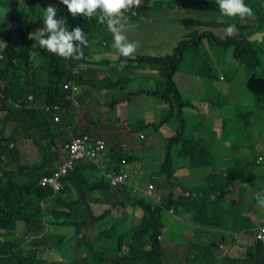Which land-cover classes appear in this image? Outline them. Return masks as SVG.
Returning a JSON list of instances; mask_svg holds the SVG:
<instances>
[{
    "label": "trees",
    "instance_id": "trees-1",
    "mask_svg": "<svg viewBox=\"0 0 264 264\" xmlns=\"http://www.w3.org/2000/svg\"><path fill=\"white\" fill-rule=\"evenodd\" d=\"M48 1L57 7L58 17L66 18V28L71 30L79 25L87 33L89 42L82 48V59H64L41 50L40 60L33 61L35 51L31 49L28 34L42 26ZM151 1L142 0L138 7L124 14L123 30L127 25H134L133 11L156 15V7L168 5L156 1L151 4ZM177 1L199 15L194 20L183 14L175 15V22L190 26V30L186 34L188 39L175 45L172 54L164 57L137 54L134 59L118 60L107 68H90L83 64L91 63L93 49L102 43L103 37L107 38L105 42L113 43L106 25L95 18L89 21L83 16L73 17L60 0H0L2 11L8 6L17 10L9 17H0V135L3 134L0 166L8 164L18 168L0 172V229L3 228L0 264H67L45 262L40 255L45 248L66 250L71 264H166L164 259L169 258L164 243L168 242L164 239L166 234L171 235L169 241L178 250L195 245L185 258H180L184 264H264V233L262 239L256 237L264 228V205L256 198L254 202L250 196L247 204L253 203L254 208L237 207L238 202L244 201L249 183L257 181L258 193L264 194V2L245 0L253 16L242 20L222 15L215 0ZM28 16L29 25L25 22ZM229 24L237 26L235 37L225 31ZM187 50L192 51L195 63L191 71L184 70L190 75L185 81L200 88V102L186 99L180 87L185 85L184 80L181 83L175 80L185 64ZM102 63L107 64L108 60ZM70 80L87 86L76 96L83 106L79 113L61 106L68 90L64 85ZM104 87L119 88L124 93L113 105L136 95L159 97L164 101V119L156 125L142 127L148 136H156L174 118L181 122L159 142L166 152L164 160L159 162L161 154L149 157L155 162L147 158L151 161L150 180L155 191L161 194L160 204L134 192L131 186L120 185L116 188L123 191L118 192L122 194L119 202L96 214L94 205L104 203L100 191L114 188L91 162L74 165L61 179L62 189L57 193L53 188L39 185L43 176L62 169L69 162L70 156L63 150L65 145L86 133H103L111 141L106 154H102L108 163L104 170L112 167L118 170L122 166L129 171L128 162L135 158L123 151L127 138L134 132L123 131L111 123L109 114L113 108L95 101L92 89ZM45 104L62 107L61 121L53 119V113L49 117L39 115ZM98 105L101 114L91 119L88 109ZM231 105L234 115L223 116ZM195 107L199 110L192 112L190 109ZM8 123H12L11 131L4 133ZM38 130L50 141L48 144L35 142L39 158L30 161L23 139ZM203 130L208 134L203 135ZM249 168L258 170L250 173ZM179 175L195 176L196 184L179 182ZM83 188L88 190L84 192ZM215 190L235 195L236 199L218 200L213 195ZM138 208L143 210L141 222L132 224L127 221L128 215ZM166 211L169 214L163 217ZM113 214H116L115 220L94 233L97 223ZM46 220L53 230L72 229L73 235L69 238L66 234L50 235ZM19 221L26 223L24 230L17 228ZM173 225L180 232L189 230L194 242L172 238L177 233H172ZM224 226L241 235L242 253L237 254L236 242L233 254H224L220 248L221 254L212 253L205 238L211 240L214 229ZM129 235L131 242L127 241Z\"/></svg>",
    "mask_w": 264,
    "mask_h": 264
},
{
    "label": "rangeland",
    "instance_id": "rangeland-1",
    "mask_svg": "<svg viewBox=\"0 0 264 264\" xmlns=\"http://www.w3.org/2000/svg\"><path fill=\"white\" fill-rule=\"evenodd\" d=\"M165 2L168 3L167 6L160 5L156 7V15H153L151 12L145 13V11L139 12L140 14H137L138 11L135 10L133 11L134 14V25H127L126 29V35L128 36L130 41H138L140 44V47L136 50V52L133 54L131 57H124L123 59L129 60V59H134L137 54H148V55H153V56H167L170 55L174 52V46L179 44L183 39H188L186 37V34L190 30V26L186 24H177L175 22V15L177 13L183 14L187 18L194 20L198 15L194 14L191 12L189 9L183 6L181 1L177 0H152L151 4L153 2ZM142 2V0H140ZM264 2V0H263ZM51 3L48 1V4ZM20 4V3H19ZM222 19L220 18L219 21ZM129 20H125V23L128 24ZM183 28V29H182ZM184 30V31H183ZM107 38L103 37L102 43L95 46L93 49L94 52V57L91 59L90 64H83L84 67H90V68H107L108 66H111L112 63H117L116 60L120 59L121 55L117 52L116 49L112 47L109 43L105 42ZM111 41L112 39H108ZM152 41V42H151ZM40 52L41 50H35L33 61L37 63V61L40 60ZM108 60V63L103 64L102 60ZM122 59V60H123ZM194 59L192 57V51L187 50L186 51V61L183 66H181V70L176 74L175 80L177 83H181L182 80H184L185 85H180L182 91H183V96L186 99H191L194 102H200L199 96L201 93V90L197 86H190L188 85V82L185 81L186 77H189L190 75L185 73L184 70L191 71L194 66ZM112 68V67H110ZM107 71V70H105ZM151 79V77L149 76ZM198 82L196 81L194 84H197ZM147 86V85H146ZM149 87V86H147ZM73 97H76L74 95V91L69 89L65 90V102L61 103L63 107H66L68 111L70 112H75L76 111V104L73 101ZM138 97H143L145 100L143 101V107H133V111H123V112H128L127 118L129 121H132L131 115L133 114L134 120L139 124L138 128L136 130H139L140 133L136 136L131 137V139L127 142V146L125 147L126 150H124V154L126 156H133L135 159L134 161H129L128 163L130 164L129 171L126 168H121V172H126L128 171V175L130 176V179L133 183H136V185L133 186V189L138 190V194L141 196H144V189L148 188L150 184L153 185L152 189V195L149 196L152 200L155 202L160 201L161 199V194L157 193L155 191V185L151 183L149 180L151 178V161L147 158L154 156L157 157L159 153H161L160 156V161L162 162L165 158V151L162 149V145L159 144L160 140H162V137L166 134H172L177 126L181 123L180 120L177 118H174L171 120L168 124L164 125L163 131L158 132L156 136H148L144 133V129L142 127L147 124H155L160 123L165 115H166V110H165V104L163 100H160L159 97H149V96H141L138 95ZM73 103V104H71ZM60 105L56 104H45L43 107V110L40 112L39 115L43 114L46 117H49L52 113L54 112H59L60 109L62 108ZM226 108V107H225ZM233 105H231L230 110L228 109L226 112L222 113L223 116H232L234 115V112L232 111ZM91 110V109H90ZM89 110V113H90ZM192 112H196L199 110V108H191ZM5 116V112L3 114ZM12 128V123H8L4 126V133H9ZM27 130L25 129V132ZM24 132V131H23ZM142 134L144 137H142ZM203 135H207L208 131L203 130L202 132ZM0 136H3L1 134ZM26 136V135H25ZM28 136V135H27ZM105 142L109 145L110 140H108L107 135H101ZM42 141H45L46 144L49 143V139L45 137V135L38 130L36 134H33L29 138H24L23 142L26 145V149L28 152V160L33 161L34 158L36 160L39 158V152L38 149L36 148L37 143H41ZM253 141H257L256 139H253ZM153 148L152 151H149V148ZM48 148V147H47ZM157 150V151H156ZM64 153L67 154V150L64 149ZM151 159V158H149ZM153 160V159H151ZM154 161V160H153ZM155 162V161H154ZM152 162V163H154ZM123 163V162H122ZM85 164V163H82ZM106 164L107 161H106ZM127 164V163H124ZM107 166V165H106ZM0 172L6 171V170H16L18 169L17 167L10 166L8 164H1L0 166ZM258 169H253L249 168V171H255ZM195 176L193 175H179L178 176V181H184V182H190L191 184H196L195 183ZM91 182V180H89ZM62 189V188H61ZM59 190H54L56 193L59 192ZM259 183L257 181L252 182L247 184L246 187V194L248 196H252L253 201L255 199L256 193L259 192ZM178 190V189H177ZM117 191V190H115ZM103 193L102 191H100ZM98 191L97 194H100ZM118 192H123V191H117V192H112L109 191L108 193L110 194V197L105 201L103 204H99L97 206L98 214H101L106 210L108 205L110 204H115L118 203L120 200V196L122 194ZM94 194V193H93ZM95 195V194H94ZM125 195V192H124ZM214 197L219 199H223L226 197V195L221 191V190H215L213 193ZM178 197V195L176 196ZM233 198H236V196L233 195ZM255 202V201H254ZM243 206L244 208H248V205L245 201L238 202L237 207ZM250 208H254V204L250 203L249 204ZM174 209H170L172 212ZM134 212V211H133ZM143 214V210L141 208H138L135 213H130L128 215V220L132 224H139L141 222V217ZM169 214L166 211V214H163V217H166V215ZM116 218V214H113L109 217L106 218L105 221L98 222L96 225V231L94 232L93 229H91V232L96 233L97 231L101 230L104 226L107 224L113 222ZM47 226V231L49 232L50 235L55 236V235H65L69 238L70 236L73 235L72 229H68L65 232V229L62 230V232H57L52 229L50 226L49 221L44 222ZM43 223V225H44ZM26 226L25 222L19 221L17 224V228L19 230H24ZM62 229V228H61ZM172 233H175L172 238L178 239L180 242L182 241H190L192 239V233L187 230V229H182V232L178 231L177 228L173 225L170 227ZM3 231V228L0 229V232ZM58 235V236H59ZM91 236V235H90ZM131 235H129L127 241L131 242ZM221 236V235H220ZM165 240H168V242H164L165 245H173L171 240V235L166 234L164 237ZM207 242L210 245V249L212 248V253H218L221 254V252L218 251V248L223 251V253L227 252L225 248V244L222 241V238L220 240H207ZM214 244H218V246H215ZM66 253V255H64ZM41 258L48 263H54V262H65V263H70L69 253L65 251H58L54 248H45L40 252ZM66 257V259L64 258ZM186 256V251L184 249H179L176 253H172L171 256L168 258V260L164 259L166 264H184V262L180 258H185ZM77 259V258H76ZM217 259H221L219 256H217ZM71 264V263H70Z\"/></svg>",
    "mask_w": 264,
    "mask_h": 264
},
{
    "label": "clouds",
    "instance_id": "clouds-1",
    "mask_svg": "<svg viewBox=\"0 0 264 264\" xmlns=\"http://www.w3.org/2000/svg\"><path fill=\"white\" fill-rule=\"evenodd\" d=\"M60 3L67 7L68 12L73 17L83 16L86 20L89 21L95 18L98 23L102 25H106L107 31L112 34V38H113L112 47L117 50L119 55L123 57H131L140 47L138 41H130L128 36L124 34L123 31L124 25L121 23L124 14L131 8L138 7L140 4V0H60ZM215 3L218 5L220 13L224 16L239 17L242 20L245 18H251L253 16V10L245 3V0H215ZM16 11L17 10L15 7L8 6L5 11H2L0 9V17H9L13 15V12L15 13ZM25 22L27 23V25H29V16ZM66 23H67L66 18L58 17V9L55 6V4H49L46 8H44L42 26L38 27L35 31H33L32 29V31L28 34V39L31 40L30 43L31 49H33L34 51L46 50L47 52L62 57L64 59H70V58L76 60L82 59L84 56L82 48L88 45L89 42L88 35L79 25L75 26L70 30L69 28L65 27ZM225 31L229 36L235 37L237 35L236 24H229L226 27ZM31 53L32 50L29 53V56L31 55ZM64 87L68 90L69 89L73 90L75 96L81 95L87 88V86L83 84L82 85L75 84L74 80H70L69 82H67L64 85ZM92 90L95 93V92L106 91L108 90V88L107 87H104L102 89L94 88ZM73 99H75L76 101V112L77 113L81 112L83 109L82 104L78 100H76V97H73ZM99 101L103 104L101 100ZM16 106H18V102L16 103ZM90 109L91 107L88 109V113ZM53 119H55L56 121H61L60 111L53 113ZM83 137H94L104 140L102 137L94 136L93 134H87V133L76 136L75 138H73V140L70 143H67L64 147V149L67 150L68 152L67 154L69 156L71 155L70 147L74 139L83 138ZM105 146L107 148V146L109 145L105 142ZM104 154H106V149ZM106 161L107 160L103 159L102 163H96L94 161L87 159V161H79L78 164L91 162L94 165H96L104 174L105 178L108 180L109 184L113 188H117L120 185H127L133 188V186L136 185V183H133L131 181L130 176H129L130 182L128 184L112 185V177L114 173L128 174V171L121 172V169L116 170L113 167L110 170H104L106 166ZM72 168H70L69 170H71ZM149 181L153 183L151 180ZM83 190L85 192L88 189L83 188ZM109 191L115 192L114 190L102 189V192H109ZM133 191L138 193V190L136 188L133 189ZM144 196L149 197L145 193V190H144ZM255 198L259 204L264 205V194L256 193ZM106 200L107 198L104 196V203ZM110 205H108V207ZM94 212L96 213L95 210Z\"/></svg>",
    "mask_w": 264,
    "mask_h": 264
},
{
    "label": "crops",
    "instance_id": "crops-1",
    "mask_svg": "<svg viewBox=\"0 0 264 264\" xmlns=\"http://www.w3.org/2000/svg\"><path fill=\"white\" fill-rule=\"evenodd\" d=\"M123 31H124V34H126V30H123ZM122 59H123V57H121L118 60H122ZM118 60H116V61H118ZM123 94L124 93L119 88H112V89H108V90L102 91V92H95V101L96 100L97 101L101 100L103 102V105L109 106V107L111 106L113 108V110L109 114L110 122L111 123L114 122L115 124H117L118 127H121L123 129V131L124 130L133 131L134 133L132 135L136 136V135H138L140 133L139 130H136L138 128L139 124L136 122V120H134L133 114L131 115L132 121H129V119L127 118V114H128V112L133 111V107L137 106L139 108H142L143 107V101L145 100V98L138 97V95H136L133 98L129 97V98L123 100V101H120L116 105H113V102L115 101V99L121 100L123 98ZM124 110L128 111V112H123ZM100 114H101L100 105H98L96 108L94 106L91 107L90 115H89V117L91 119H96L97 116L100 115ZM101 135H106V134L100 133V134L94 135V136H99L100 137ZM132 135L127 138V141H129L131 139ZM108 140H109V138H108ZM160 154L161 153H159V155ZM151 157H154V156H151ZM255 171H249V172L253 173ZM105 190H117V189L114 188V189H105ZM221 191L223 192V190H221ZM103 193H104V196L107 199L110 197V194L108 192H103ZM226 197H227V199L231 200V198H233V195H226ZM249 197L250 196H248L246 194V197L243 200L247 203V201L249 200ZM249 204L250 203L247 204L248 208L252 209V208L249 207ZM97 206H99V205L96 204L93 207V209L96 211V213H98L97 208H95ZM224 206H225V204H224ZM225 208H226V206H225ZM214 230H215L214 236H213V238L211 240H220L222 238V241L224 242L225 248L227 250V252H225L224 254H226V253L233 254L232 253V248L234 246V244H233L234 242H236L235 245L237 244L236 245L237 246L236 247L237 254L242 253L244 251L243 248L241 247V244H240L241 235L239 233L231 230L229 228V226H224L222 229H214ZM189 237H192V239L190 241H188V242L193 243L194 242V236L192 235V236H189ZM205 240L207 241L206 238H205ZM191 247H195V245L189 246L187 248V250H185L186 253L191 249ZM166 248H167L168 257H170L172 253H176L178 251L177 246L174 245V244L173 245L168 244V245H166Z\"/></svg>",
    "mask_w": 264,
    "mask_h": 264
},
{
    "label": "built area",
    "instance_id": "built-area-1",
    "mask_svg": "<svg viewBox=\"0 0 264 264\" xmlns=\"http://www.w3.org/2000/svg\"><path fill=\"white\" fill-rule=\"evenodd\" d=\"M58 119V118H57ZM143 137V135H142ZM71 155L69 162L62 169H58L50 175H45L40 180L42 187H50L54 190H59L62 187L61 179L67 174L70 168L78 164L79 161L91 160L96 163H102V154L105 153V142L102 139L94 137H83L74 139L71 145ZM102 153V154H101ZM78 160V161H76ZM130 182L129 175L127 173H117L112 177V185L128 184ZM153 185L150 184L148 188L144 189L148 196L152 195ZM158 201L157 203H160ZM264 228H261L256 234L259 239L263 238Z\"/></svg>",
    "mask_w": 264,
    "mask_h": 264
},
{
    "label": "water",
    "instance_id": "water-1",
    "mask_svg": "<svg viewBox=\"0 0 264 264\" xmlns=\"http://www.w3.org/2000/svg\"><path fill=\"white\" fill-rule=\"evenodd\" d=\"M16 5V4H15ZM13 14H14V12H13ZM16 105V104H15Z\"/></svg>",
    "mask_w": 264,
    "mask_h": 264
}]
</instances>
